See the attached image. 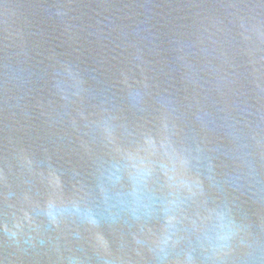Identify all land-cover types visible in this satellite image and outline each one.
<instances>
[{
	"label": "water",
	"instance_id": "obj_1",
	"mask_svg": "<svg viewBox=\"0 0 264 264\" xmlns=\"http://www.w3.org/2000/svg\"><path fill=\"white\" fill-rule=\"evenodd\" d=\"M0 264H264V0H0Z\"/></svg>",
	"mask_w": 264,
	"mask_h": 264
}]
</instances>
